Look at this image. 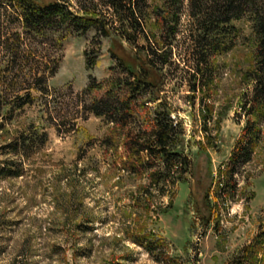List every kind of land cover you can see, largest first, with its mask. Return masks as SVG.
I'll list each match as a JSON object with an SVG mask.
<instances>
[{
	"label": "rangeland",
	"instance_id": "1",
	"mask_svg": "<svg viewBox=\"0 0 264 264\" xmlns=\"http://www.w3.org/2000/svg\"><path fill=\"white\" fill-rule=\"evenodd\" d=\"M146 4L136 46L93 31L26 32L0 5V163L20 169L0 176V264H264V102L247 104L254 38L241 21L202 37L187 0L171 35L155 15L163 0ZM167 42L166 64L156 60V89L141 97L144 107L125 129L83 108L79 95L90 77H125L111 55L135 65L136 58L153 60L149 46ZM41 73L44 96L35 90ZM158 112L175 126L171 152L191 162L173 185L148 179L161 158L132 156L137 167L127 168V135L148 131ZM247 120L257 141L227 183ZM29 130L45 133L44 143L34 137L26 155L6 149Z\"/></svg>",
	"mask_w": 264,
	"mask_h": 264
},
{
	"label": "trees",
	"instance_id": "2",
	"mask_svg": "<svg viewBox=\"0 0 264 264\" xmlns=\"http://www.w3.org/2000/svg\"><path fill=\"white\" fill-rule=\"evenodd\" d=\"M163 2L164 9H162V13L156 11V19L162 30L173 35L184 0H163ZM187 3L191 9V17L195 18V22L199 26L198 29L203 34L202 37L231 31L234 29V21L243 23L254 38L256 62L253 91L247 104L251 107L255 103L264 102V0H187ZM0 5L15 16L20 28L26 32L46 34L70 30L73 33L84 35L88 31H93L98 37L117 36L134 46H136L137 34L143 32V21L147 8L146 0H50L47 2L44 0H0ZM108 10L111 12L110 16ZM109 17L111 18L109 19ZM108 19L117 21L119 27L115 30L118 32L114 31L112 22ZM14 36L19 38L20 33L16 32ZM4 43L6 45L7 40ZM169 47V42L163 43L160 49L156 45L149 46L146 53L150 54L153 60L141 61L136 58L137 64L135 65L126 64L120 58L111 55V58L117 61L120 73L125 77L116 81L105 80L102 82L90 77L79 95V98L87 100V104L84 103L83 108L95 117H103L121 130L125 129L132 121L136 109L144 107L140 101L141 97L154 93L156 82H154L153 75L155 74L156 60H159L158 64L161 66L165 65L167 62L166 49ZM159 51L162 52L159 53ZM95 62V59L87 61V68L94 66ZM49 73L53 74L54 68ZM45 81L44 73L35 78L38 86H42L36 87L35 90L42 96L48 94V89L44 86ZM246 112V116H248L249 111ZM149 125L148 131L144 130L135 135L129 133L123 143L129 158L128 170L134 172L137 167L132 165V156L139 158L140 155H143L147 162L161 158L163 164L160 169L152 171L149 167L148 179L154 185H157L159 180L165 185H173L174 182L182 181V175L190 169L191 162L187 157L171 152L172 146L176 144L172 141L174 140L173 136L176 135L175 126L172 125V121L168 119L166 113L159 112L156 113ZM29 132L30 130L26 132L27 135L21 134L6 149H9L13 154L19 151L20 154L26 155L25 150L36 145L34 137H40L38 146L44 143L45 133L38 135L32 131ZM257 133L258 130H253L250 121L247 120L229 158L227 183H232L236 166L248 161L257 141ZM6 162L5 166L0 163V176H18L20 169L12 171L11 161ZM139 166L143 167V163ZM137 244L143 246L142 243ZM144 249L151 254L155 248L152 244H148Z\"/></svg>",
	"mask_w": 264,
	"mask_h": 264
}]
</instances>
